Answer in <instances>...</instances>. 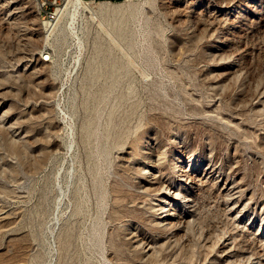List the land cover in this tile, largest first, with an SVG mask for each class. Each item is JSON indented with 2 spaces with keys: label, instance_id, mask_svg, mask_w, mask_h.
I'll return each mask as SVG.
<instances>
[{
  "label": "rangeland",
  "instance_id": "1",
  "mask_svg": "<svg viewBox=\"0 0 264 264\" xmlns=\"http://www.w3.org/2000/svg\"><path fill=\"white\" fill-rule=\"evenodd\" d=\"M46 20L0 0V264H264V0Z\"/></svg>",
  "mask_w": 264,
  "mask_h": 264
},
{
  "label": "bare ground",
  "instance_id": "2",
  "mask_svg": "<svg viewBox=\"0 0 264 264\" xmlns=\"http://www.w3.org/2000/svg\"><path fill=\"white\" fill-rule=\"evenodd\" d=\"M125 1H128V0H122V2H125ZM122 2L119 3V2H114V1H110V0H100V1H96V2H89L86 0H66L65 5L58 9L56 21L51 23V24H49L48 21H46V24H48L50 27L49 31L53 32L54 30H56V28L59 26V24L62 22V20L64 18L66 19L65 21L67 23L68 20H70V18L72 19V21H76L79 16H83V15H86L89 13L91 14L92 17H93V15L94 16L96 15L97 17H99V15L101 16V14L107 13V11H109V12L115 11L116 7L120 4H122ZM68 26H69V23H68ZM44 55H45V53L41 55L40 59H42L43 61H49L50 58H48V56H46L44 58ZM150 165H152V164L148 163V165H146L145 167H147V166L149 167ZM181 174L183 175V173H181ZM188 176H190V175H188ZM180 180H183V178H180ZM200 180H202V179H200ZM190 182H189V184L193 183L192 180ZM224 189H226V190L229 189L227 182L224 185ZM164 192L165 193L161 196L162 197L161 200L166 204H164V206H162V207H158L159 211H158L157 221L160 224H163L165 226H170V225H173L174 220L176 219L175 218L176 212L173 211L171 208H169V206H167V205H169V204L171 205L172 201H175L177 198H180V197L183 199L182 202L185 205H190L191 202L194 200H193L192 195H188V196H186V194L184 195L183 191L180 188L176 187L175 185L167 186L166 191H164ZM147 246H149V244ZM146 251L148 252L150 250H146Z\"/></svg>",
  "mask_w": 264,
  "mask_h": 264
},
{
  "label": "built area",
  "instance_id": "3",
  "mask_svg": "<svg viewBox=\"0 0 264 264\" xmlns=\"http://www.w3.org/2000/svg\"><path fill=\"white\" fill-rule=\"evenodd\" d=\"M62 1L64 2V5H65L66 0H35L37 6L41 10V14H43L44 18H47L46 21H48L49 24L56 21L57 12H58V9L60 8L61 3H63ZM86 1L96 2V1H100V0H86ZM110 1H113V0H110ZM83 16L89 17L92 20H95L98 18L96 15L95 16L93 15V17H92L90 13L83 15ZM80 17H82V16H79L78 18H80ZM71 21H72V19L70 18V20H68L70 28L73 27L74 24L76 23V21H72V22ZM46 56H48V58H50L49 55H44V58Z\"/></svg>",
  "mask_w": 264,
  "mask_h": 264
}]
</instances>
